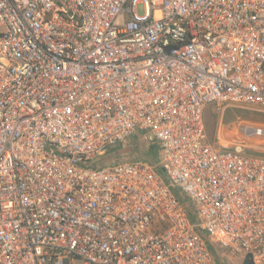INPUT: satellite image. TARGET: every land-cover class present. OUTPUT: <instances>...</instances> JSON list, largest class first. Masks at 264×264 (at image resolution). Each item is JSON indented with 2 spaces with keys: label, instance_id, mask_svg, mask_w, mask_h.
I'll return each mask as SVG.
<instances>
[{
  "label": "built area",
  "instance_id": "obj_1",
  "mask_svg": "<svg viewBox=\"0 0 264 264\" xmlns=\"http://www.w3.org/2000/svg\"><path fill=\"white\" fill-rule=\"evenodd\" d=\"M211 105L264 112V0H0V264H264V158Z\"/></svg>",
  "mask_w": 264,
  "mask_h": 264
},
{
  "label": "rangeland",
  "instance_id": "obj_2",
  "mask_svg": "<svg viewBox=\"0 0 264 264\" xmlns=\"http://www.w3.org/2000/svg\"><path fill=\"white\" fill-rule=\"evenodd\" d=\"M138 12L141 16L145 14L144 5L138 6ZM226 109L258 111L250 108L236 107H227ZM226 109L219 108L216 105H211L206 109L204 117L207 127L208 142L214 146H243L246 155L249 157L264 158V135L254 134V130L256 129L264 130V121H260L259 119L256 121L243 119L240 114H235V110L231 113L235 114L236 120L228 121V117L224 119ZM247 130H250L251 132H248ZM124 149L125 151H122ZM124 149L121 150L120 148H117L112 154L109 153L104 157H100L99 163L144 160L148 163H153L154 165L161 164L162 156L159 147H156L152 143H148L146 138H142V140H139L136 143L133 142ZM183 196L184 195H182V197ZM203 235L206 238H209L206 233ZM229 249L230 248H219L218 250L227 251ZM244 258H246V256ZM73 264H84V262L82 260H75Z\"/></svg>",
  "mask_w": 264,
  "mask_h": 264
},
{
  "label": "crops",
  "instance_id": "obj_3",
  "mask_svg": "<svg viewBox=\"0 0 264 264\" xmlns=\"http://www.w3.org/2000/svg\"><path fill=\"white\" fill-rule=\"evenodd\" d=\"M122 151H125V149ZM206 240L214 258V264H244L245 255L238 253L232 249H229L227 251H219V248L222 249L224 247H222L216 239L206 238Z\"/></svg>",
  "mask_w": 264,
  "mask_h": 264
},
{
  "label": "trees",
  "instance_id": "obj_4",
  "mask_svg": "<svg viewBox=\"0 0 264 264\" xmlns=\"http://www.w3.org/2000/svg\"><path fill=\"white\" fill-rule=\"evenodd\" d=\"M234 110L236 111L235 114L236 115H237V113L240 114L243 119H246V120H255V121L257 119H259L260 121H264V112L251 111V110H246V109H242V110L241 109H226L225 110L224 119H226V117H228L229 118L228 121H231V120H234L235 121L236 120L235 114L234 113L233 114L231 113ZM204 120H205V117H204ZM205 124H206V122H205ZM159 173L162 176H164L161 171ZM174 192L177 195H179L178 190H174ZM244 264H254V262H253V260L250 257H246L245 260H244Z\"/></svg>",
  "mask_w": 264,
  "mask_h": 264
},
{
  "label": "bare ground",
  "instance_id": "obj_5",
  "mask_svg": "<svg viewBox=\"0 0 264 264\" xmlns=\"http://www.w3.org/2000/svg\"><path fill=\"white\" fill-rule=\"evenodd\" d=\"M248 132H251V131H249V130H247Z\"/></svg>",
  "mask_w": 264,
  "mask_h": 264
}]
</instances>
